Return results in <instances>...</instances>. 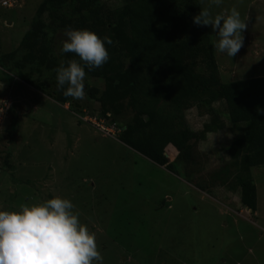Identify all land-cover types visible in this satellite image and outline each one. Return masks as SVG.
<instances>
[{
    "label": "rangeland",
    "instance_id": "obj_1",
    "mask_svg": "<svg viewBox=\"0 0 264 264\" xmlns=\"http://www.w3.org/2000/svg\"><path fill=\"white\" fill-rule=\"evenodd\" d=\"M42 1L0 4V54L19 46ZM105 1L116 5L119 0ZM201 2L213 15L235 7L247 23L244 44L234 57L216 50L222 79H230L233 66L250 69L251 57L264 59V0H222L219 6ZM64 31L57 32L59 44L66 39ZM3 76L0 90L9 88L1 98L12 105L0 114V210H18L53 196L71 199L81 222L96 234L103 264H264V166L251 173L258 192L252 213L241 205L239 189L201 191L96 128V101L86 96L78 100V108L88 105L80 120L82 114L69 104L54 102L13 74L10 80ZM86 83L102 88L104 80L89 77ZM198 112L196 107L186 112L195 130L209 120ZM223 119L226 127L209 133L198 146L201 157L195 167L206 178L229 158L226 149L236 128ZM168 155L170 162L176 158ZM164 198L167 204L160 208Z\"/></svg>",
    "mask_w": 264,
    "mask_h": 264
},
{
    "label": "trees",
    "instance_id": "obj_2",
    "mask_svg": "<svg viewBox=\"0 0 264 264\" xmlns=\"http://www.w3.org/2000/svg\"><path fill=\"white\" fill-rule=\"evenodd\" d=\"M200 8L201 0H119L116 5L105 0H43L19 46L0 54V73L9 80L13 74L85 115L88 105L78 108V101L57 87L55 70L79 58L61 54L56 35L71 27L111 37L112 45H106L109 60L100 68L85 69L86 79L104 80L102 88L86 83L85 96L99 104L98 116L120 126L122 143L193 187L204 192L218 186L239 189L241 205L254 213L258 192L251 173L264 166V59L256 63L251 57L247 71L232 65L230 79H222L211 27L193 23ZM8 88L0 90V100ZM18 105L14 101L13 107ZM193 107L209 116L199 130L186 117ZM224 116L236 128L226 149L229 158L206 178L195 167L201 157L198 146L209 133L226 127ZM165 151L176 158L170 162ZM163 200L160 208L167 204Z\"/></svg>",
    "mask_w": 264,
    "mask_h": 264
},
{
    "label": "clouds",
    "instance_id": "obj_3",
    "mask_svg": "<svg viewBox=\"0 0 264 264\" xmlns=\"http://www.w3.org/2000/svg\"><path fill=\"white\" fill-rule=\"evenodd\" d=\"M212 3L219 6L222 0H212ZM17 5L20 3L12 6ZM193 23L210 26L217 37L213 47L229 57H234L244 44L242 33L247 23L235 7L215 15L209 8H200L193 17ZM64 35L66 39L62 41L61 54L73 53L79 59L62 62L55 70L57 87L63 89L65 97L78 101L84 98L86 92L85 69L91 71L102 67L109 60L106 45H112L113 41L111 37L100 36L89 29L69 27ZM0 70L4 71L1 65ZM11 105L6 98H1L0 114L6 113ZM68 106L70 108V104ZM85 115L79 119L84 120ZM94 119L99 123L104 120L100 117ZM108 122V126L115 124L110 120ZM98 125L96 128H99ZM116 126L110 136L119 138L120 126ZM0 264H103V256L96 234L81 222L73 201L53 196L40 203L22 205L18 210H0Z\"/></svg>",
    "mask_w": 264,
    "mask_h": 264
},
{
    "label": "built area",
    "instance_id": "obj_4",
    "mask_svg": "<svg viewBox=\"0 0 264 264\" xmlns=\"http://www.w3.org/2000/svg\"><path fill=\"white\" fill-rule=\"evenodd\" d=\"M17 2V0H2L1 4L3 6H12ZM94 121H97L96 119ZM105 120H101L100 124L98 125V127L105 132L108 135H111L115 132L117 126L116 124H112L111 126H106L105 125Z\"/></svg>",
    "mask_w": 264,
    "mask_h": 264
},
{
    "label": "water",
    "instance_id": "obj_5",
    "mask_svg": "<svg viewBox=\"0 0 264 264\" xmlns=\"http://www.w3.org/2000/svg\"><path fill=\"white\" fill-rule=\"evenodd\" d=\"M85 88H86V85H85ZM88 93H90V90H88Z\"/></svg>",
    "mask_w": 264,
    "mask_h": 264
}]
</instances>
